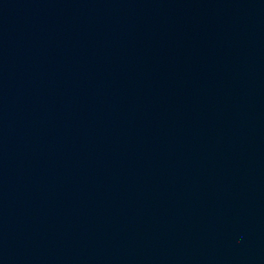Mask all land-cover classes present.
I'll use <instances>...</instances> for the list:
<instances>
[{"label": "water", "instance_id": "95a60500", "mask_svg": "<svg viewBox=\"0 0 264 264\" xmlns=\"http://www.w3.org/2000/svg\"><path fill=\"white\" fill-rule=\"evenodd\" d=\"M0 264H264V0H0Z\"/></svg>", "mask_w": 264, "mask_h": 264}]
</instances>
